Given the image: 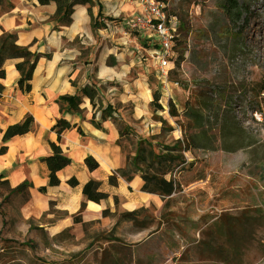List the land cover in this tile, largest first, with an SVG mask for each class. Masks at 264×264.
Returning a JSON list of instances; mask_svg holds the SVG:
<instances>
[{"label":"rangeland","instance_id":"rangeland-1","mask_svg":"<svg viewBox=\"0 0 264 264\" xmlns=\"http://www.w3.org/2000/svg\"><path fill=\"white\" fill-rule=\"evenodd\" d=\"M216 1L168 4L177 8L181 3L189 32L185 36L179 31L174 64L164 85L151 72L147 56L142 57L151 96L159 93L163 109L154 113L149 106L151 120L159 127L152 135L159 134L160 143H171L177 134L182 138L175 122L179 117L169 115L168 102L182 110L194 90L209 92L224 116L229 143L222 145L218 134L222 128L213 126L209 137L217 141L208 154V180L187 190L200 210L188 212L205 221L196 225L200 230L165 251L160 239L147 238L155 224L137 232L132 221L120 218L122 209L115 213L112 207L115 214L108 216L106 226L95 222L85 234L80 226L52 236L48 223L61 218L60 211L52 207L42 212L30 203L26 189L10 194L9 187L0 184V264H264V0H238L245 6L235 22ZM119 108L131 121L132 106ZM158 117L172 129L166 130ZM171 206L168 221L180 211ZM149 213L155 215L152 209Z\"/></svg>","mask_w":264,"mask_h":264},{"label":"crops","instance_id":"crops-1","mask_svg":"<svg viewBox=\"0 0 264 264\" xmlns=\"http://www.w3.org/2000/svg\"><path fill=\"white\" fill-rule=\"evenodd\" d=\"M9 1L13 5L11 9L2 10L0 7V34L3 30L14 33L17 44L27 45L41 56L36 61L28 91L20 90L17 85L19 73L14 64L19 59L11 58L4 62L6 74L0 78V147H6V151L0 154V174L3 178L8 180L11 187L27 180L32 184L29 201L34 207L42 212H48L52 207L60 211L61 218L48 223V231L52 236L65 230L76 231L80 226L82 228L83 223L96 220L106 226V219L109 218L103 216L102 211L114 209V197H117L118 207L122 210L131 211L150 205L155 207V219L160 224L146 234L147 238L160 239L162 250H172L188 234L198 232L200 228H196V225H202L205 221L202 216L188 212V209L193 208L200 210L196 198L187 190L195 182L204 183L208 180L211 172L208 154L212 149L206 152L199 149L184 152L185 169L174 170L165 176L166 179L171 176L178 185L168 198L171 199V207L179 208L180 211L169 221H163L159 219L158 213L165 200L156 194L141 191V177L135 176L131 181L119 178L117 186L108 184V176L124 164V157L116 144L118 131L111 120H100L98 111L95 116L96 120L99 119L100 127H95L90 121L99 103L102 106L108 103L127 104L132 106L130 124L140 137L147 138L159 131L149 111L152 96L146 82L148 71L141 54V46L145 43L136 35L125 33L121 26L123 18L140 12L137 0L77 3L73 6L68 25H60L53 19L56 11L54 2ZM99 12L101 15L98 17ZM95 19L103 25L93 28L91 23ZM138 81L145 88L144 93H141ZM84 85L98 91L100 101L95 100V107H92L87 97H83L80 104L82 112H60L56 98L59 95L80 93ZM27 114L32 115L36 130L3 141L5 128L21 122ZM117 114L126 119L120 108ZM60 117L76 127L63 131L58 142L51 126ZM211 120L216 122V125L213 124L215 127L220 128L225 121L221 113L215 120L210 119L209 124H212ZM205 128L208 129L207 126ZM225 129L224 126L220 142H226L225 136L229 135L224 134ZM209 133L210 130H207V141L213 143ZM218 134L221 135L220 132ZM171 138L178 139L181 135ZM50 142L58 144L71 160L56 172L60 183L54 186L48 185L49 171L42 161L52 152ZM87 156L97 160L96 169L88 170L84 163ZM196 167L200 169L198 175H195ZM188 173L191 177L184 179ZM70 177L78 180L76 186L72 187L66 182ZM90 178L101 182L100 190L107 194L105 199L94 202L84 198L82 186ZM40 187H44V191H40ZM82 201H85L82 222H74L72 216ZM82 232L85 234L83 228Z\"/></svg>","mask_w":264,"mask_h":264},{"label":"trees","instance_id":"trees-1","mask_svg":"<svg viewBox=\"0 0 264 264\" xmlns=\"http://www.w3.org/2000/svg\"><path fill=\"white\" fill-rule=\"evenodd\" d=\"M163 5L165 10L168 12L169 16H174L179 22L178 33L175 37V43L178 40L179 31L183 30L186 36L189 32L187 13H183L181 3L177 8L168 7V4L172 3L173 0H159ZM40 4H47L49 2H54L56 4V11L53 15V19L60 25H68L71 22V14L73 11V6L77 3H88L91 4L92 0H38ZM183 2V0H182ZM190 2V1H189ZM216 4L222 11L233 17L234 22L241 18L242 11L244 10V3L238 2V0H217ZM0 7L2 10H9L13 7L9 0H0ZM101 11V6H99ZM101 13H98V17ZM103 25V23H98L95 19L92 21L91 26L93 28ZM17 37L14 33L8 31H2L0 34V78L5 77L4 62L7 59H19L14 67L19 73V78L17 80L18 88L22 91H28L30 89V79L32 78V73L36 64V61L41 56L37 51H31L29 46L17 44ZM183 58V50L180 51L178 60L176 64ZM0 86V93H1ZM264 90V87L262 88ZM159 93L157 91L153 92V98L149 103L150 108L154 113L157 111H162V106L158 102ZM87 97L95 107V100H99L98 91L89 85H84L80 89V93L75 94H64L59 95L56 98V102L59 104L60 112L65 110L67 112H82L80 104L82 98ZM232 101H230L231 103ZM119 104L112 105L107 104L102 106L99 103L96 111L93 113L90 121L95 127H100V120H111L117 131L118 138L116 144L120 147L121 153L124 157V164L115 169L107 178V182L111 186L118 185V179L122 178L126 181H131L135 176L141 177L143 184L141 186V191L156 194L160 198L164 199V203L160 210L159 219L163 221H168L166 219V213L170 210L171 199L168 198L173 192L178 188L174 179L170 176L166 179L165 176L172 174L174 170H183L185 163L184 152L193 151V149H199L203 152L212 149L213 143H208L207 130H211L216 122L209 124L210 119L215 120L220 114L216 102L209 92L204 89L194 90L188 99H186L184 108L178 110L171 101L168 102V113L172 117H181L176 119V124L181 129L182 138L173 139L171 143L165 144L160 143L157 139L159 134L151 135L147 138L140 137L135 129L130 124V121L123 119L117 114ZM99 112V119L96 120L95 113ZM116 113V114H115ZM154 116V115H153ZM224 116L221 115V118ZM162 122V126H166V130H171L172 128L167 125V122L158 117ZM225 121L221 123V128L224 127ZM207 126V130L205 128ZM76 127L75 124H71L66 119L60 117L57 118L54 124L51 126V130L55 131L57 134V141L60 142L61 134L65 130H69ZM215 127V126H214ZM36 130V124L32 115L27 114L19 123H13L8 125L3 131L2 140L16 136L23 135L29 132H34ZM79 130V129H78ZM222 130V129H221ZM81 132V131H80ZM220 132L222 136L223 132ZM228 134V130L225 129L224 134ZM228 143L222 142V145ZM241 144V143H240ZM250 145V144H249ZM239 146H246L245 144ZM50 147L52 152L43 157L42 161L46 164L49 171L48 185L54 186L60 183L56 172L70 163V158L62 151L61 147L50 142ZM6 151L5 146L0 147V154ZM84 163L88 170H94L98 167L97 160L92 156H87L84 159ZM70 186H76L78 180L75 177H70L66 181ZM0 184H4L9 187L10 194L19 193L26 189L29 197V189L32 186L27 180L22 181L14 187L9 185L7 179L3 178L0 174ZM101 182L90 178L82 186V194L86 200H91L94 202H99L107 197V194L100 190ZM44 187H40V191H44ZM167 198V199H166ZM85 208V201H82L79 209L72 216L74 222H82L81 214ZM114 209L115 213L118 211V201L117 197H114ZM154 210L155 207L150 205L148 207L141 206L131 211L122 210L120 211V218L122 220H130L133 222L134 226L140 231L142 229L148 228L155 224L158 226L160 223L156 222L155 215L149 213V210ZM170 212V211H169ZM110 212L108 208L102 211L103 216H109L115 214ZM173 214V213H171ZM170 220V219H169ZM97 223L98 221H91L82 224V228L86 231L87 226L92 223ZM145 222V225L143 224Z\"/></svg>","mask_w":264,"mask_h":264},{"label":"built area","instance_id":"built-area-1","mask_svg":"<svg viewBox=\"0 0 264 264\" xmlns=\"http://www.w3.org/2000/svg\"><path fill=\"white\" fill-rule=\"evenodd\" d=\"M137 4L140 12L123 18L121 26L125 33L136 35L145 43L141 46L142 57L147 56L151 72L164 85L175 60L179 22L168 15L159 0H137ZM173 84L178 86L177 82Z\"/></svg>","mask_w":264,"mask_h":264},{"label":"bare ground","instance_id":"bare-ground-1","mask_svg":"<svg viewBox=\"0 0 264 264\" xmlns=\"http://www.w3.org/2000/svg\"><path fill=\"white\" fill-rule=\"evenodd\" d=\"M137 83H138V86H139V89H140L141 93H144L146 90H145V88L143 87L142 83L139 82V81H138Z\"/></svg>","mask_w":264,"mask_h":264}]
</instances>
